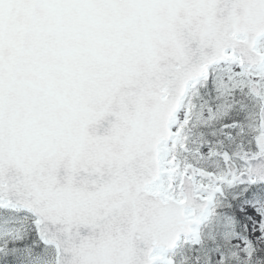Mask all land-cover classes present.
Segmentation results:
<instances>
[{
    "label": "snow or ice",
    "instance_id": "snow-or-ice-1",
    "mask_svg": "<svg viewBox=\"0 0 264 264\" xmlns=\"http://www.w3.org/2000/svg\"><path fill=\"white\" fill-rule=\"evenodd\" d=\"M0 264H264V0H0Z\"/></svg>",
    "mask_w": 264,
    "mask_h": 264
}]
</instances>
